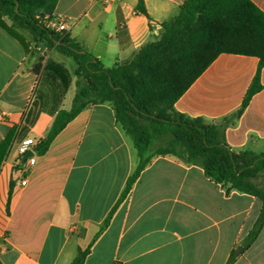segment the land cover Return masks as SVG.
I'll return each instance as SVG.
<instances>
[{"label": "crops", "instance_id": "0c3cea01", "mask_svg": "<svg viewBox=\"0 0 264 264\" xmlns=\"http://www.w3.org/2000/svg\"><path fill=\"white\" fill-rule=\"evenodd\" d=\"M186 1L59 0L54 13L67 20L72 39L112 68L159 40L162 24ZM251 1L264 12V0ZM9 28L2 17L0 264H72L88 249L84 264H227L233 253L232 264H264V227L244 247L263 202L214 182L201 166L156 157L117 206L139 157L108 103L87 106L46 153L35 150L36 163L28 166L19 145L45 138L56 114L35 91L29 34L18 30L22 42ZM66 58L59 54L57 61L67 67ZM259 62L252 55H219L175 109L207 124L224 123V140L233 150L264 153V67L260 90L236 116ZM75 94L72 82L62 108H71Z\"/></svg>", "mask_w": 264, "mask_h": 264}, {"label": "trees", "instance_id": "16d2710c", "mask_svg": "<svg viewBox=\"0 0 264 264\" xmlns=\"http://www.w3.org/2000/svg\"><path fill=\"white\" fill-rule=\"evenodd\" d=\"M58 1L0 0V19L12 23L8 29L12 35L24 42L14 29L28 32L36 47L47 43L48 50L71 58L76 66V94L67 110L62 104L73 82L71 72L47 53L34 59L30 71L38 79L35 91L44 96L45 109L56 114L36 152L46 153L55 137L87 106L108 103L139 157L117 206L153 159L175 157L201 166L214 182L263 202L260 216L244 241V247H250L264 227V153L231 149L224 140V123L207 124L204 118H191L178 112L175 103L219 55H252L260 60L259 71L236 116L242 114L261 88L264 12L251 0H187L179 15L162 24L159 40L141 48L131 61L106 68L68 33L49 30L40 22L39 18L54 13ZM25 46L33 57L35 50L29 51V43ZM11 197L12 189L9 200ZM88 252H80L72 264H84ZM235 257L233 253L227 264Z\"/></svg>", "mask_w": 264, "mask_h": 264}, {"label": "built area", "instance_id": "2783aa9c", "mask_svg": "<svg viewBox=\"0 0 264 264\" xmlns=\"http://www.w3.org/2000/svg\"><path fill=\"white\" fill-rule=\"evenodd\" d=\"M44 17H46V19L44 20L43 24L47 29L55 31V32H60V33L68 32L69 30L68 22L64 17L56 15L55 13L48 15V16H44ZM36 145H37V141L33 138H28V139L23 140L18 147L19 157L24 159V156L28 152H33V154L35 155ZM34 155L26 159L25 163L28 166L35 165L36 158L34 157ZM25 184H26V181H23V185Z\"/></svg>", "mask_w": 264, "mask_h": 264}, {"label": "rangeland", "instance_id": "374dc122", "mask_svg": "<svg viewBox=\"0 0 264 264\" xmlns=\"http://www.w3.org/2000/svg\"><path fill=\"white\" fill-rule=\"evenodd\" d=\"M51 14H53V13L46 14L45 16H48V15H51ZM45 19H46V17L39 18V20H40V22L42 24L44 23V20ZM14 30L19 33L18 30H16V29H14ZM28 34H29V37H30V39H29L30 41L27 42V43H29L28 49H29V51L30 50H35V54L33 55V58L34 59L37 58V57H39V56H41V55H43L44 53H47L48 54V57H51V58L57 60V57L59 56V54H58V52H56V50H54V49H49L48 50L47 43H39L38 44V47H36L37 44L33 40L32 35H30V33H28ZM162 34H163V29H162ZM162 34H161V36H162ZM65 60H66V63H67V67L74 74L75 73V68H76L74 61L72 59H70V58H66ZM76 81H77V78L73 76V82H74V84H76ZM72 92H73L72 94H74L75 87H73Z\"/></svg>", "mask_w": 264, "mask_h": 264}, {"label": "water", "instance_id": "95a60500", "mask_svg": "<svg viewBox=\"0 0 264 264\" xmlns=\"http://www.w3.org/2000/svg\"><path fill=\"white\" fill-rule=\"evenodd\" d=\"M33 152H28L25 156H24V160H26L28 157L33 156Z\"/></svg>", "mask_w": 264, "mask_h": 264}]
</instances>
